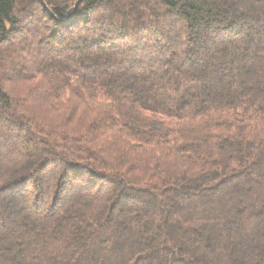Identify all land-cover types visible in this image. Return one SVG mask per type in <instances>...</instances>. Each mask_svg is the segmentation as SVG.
Returning a JSON list of instances; mask_svg holds the SVG:
<instances>
[{
  "label": "trees",
  "instance_id": "1",
  "mask_svg": "<svg viewBox=\"0 0 264 264\" xmlns=\"http://www.w3.org/2000/svg\"><path fill=\"white\" fill-rule=\"evenodd\" d=\"M76 1L0 0V264H264V0Z\"/></svg>",
  "mask_w": 264,
  "mask_h": 264
},
{
  "label": "rangeland",
  "instance_id": "2",
  "mask_svg": "<svg viewBox=\"0 0 264 264\" xmlns=\"http://www.w3.org/2000/svg\"><path fill=\"white\" fill-rule=\"evenodd\" d=\"M250 25H256L257 28L260 26L259 24H256L255 22H250ZM239 36H241V35H239ZM7 85L9 87V92L12 93V95L21 97L23 94H27L30 92L29 90L32 86V82L25 83V84H19L16 82H8ZM28 105L31 107V110H33V112L37 113L42 119H44V120L45 119L46 120L54 119L52 117V115H54V114L52 112L47 111V105L45 103H43L41 100L29 99ZM49 113H50V115H49ZM86 116L88 118L92 117L91 114L89 115V113ZM9 156H10V158L13 159L12 155H9ZM220 190L222 191L223 189L221 188ZM248 190H250V188H248ZM204 209H206V208H203L202 212L210 211V213H212V214L220 215V213H218L216 209H209V210H204ZM198 213H200V211ZM220 221L222 223H224L225 225H227V224L231 225V227H230L231 233L230 234H232V236L234 234L243 235L246 232V229H245L246 227H247V229H249L254 225V223H253V225L249 224V223L246 225L244 223V228H243L241 226V221L234 219V218L229 219V218H221L220 217ZM257 226H258V224H257ZM220 234H222V236H224V237H227V235L225 234V232L222 229L220 230ZM228 238H230V237H228ZM118 248H120V247L118 246ZM85 258H87V256H85Z\"/></svg>",
  "mask_w": 264,
  "mask_h": 264
},
{
  "label": "water",
  "instance_id": "3",
  "mask_svg": "<svg viewBox=\"0 0 264 264\" xmlns=\"http://www.w3.org/2000/svg\"><path fill=\"white\" fill-rule=\"evenodd\" d=\"M40 1H41V3L44 5V7H45L46 9H48L49 11H51L50 8L48 7V5L46 4L45 0H40ZM82 1H83V0H77V1L75 2V4H74V9L68 14V16H70L72 13H74V12L77 10V8L80 6V4L82 3Z\"/></svg>",
  "mask_w": 264,
  "mask_h": 264
}]
</instances>
